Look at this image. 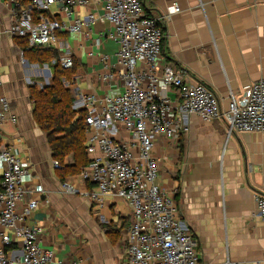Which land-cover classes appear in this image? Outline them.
I'll list each match as a JSON object with an SVG mask.
<instances>
[{"label": "crops", "instance_id": "obj_1", "mask_svg": "<svg viewBox=\"0 0 264 264\" xmlns=\"http://www.w3.org/2000/svg\"><path fill=\"white\" fill-rule=\"evenodd\" d=\"M95 1L96 11L93 5L77 8L79 15L84 17L89 11L99 14L102 0ZM142 3L165 35L161 66L182 71L191 83L206 84L222 110L227 108L230 94L238 95L264 78V0ZM174 5L178 12L162 18L167 8ZM9 22L8 6L0 0V26L6 27ZM108 28V23L102 21L93 25L87 36L69 32L58 35L55 48L60 57H71L84 67L85 72L73 82L82 93L104 95L122 90L118 76L101 80L107 71L104 56L113 73L118 67L116 45L105 36H98ZM19 51L12 37L3 36L0 94L11 102L17 120L0 126L15 129L12 135L0 129V144L8 145L30 163L34 179L28 183L29 190L36 185L43 188L42 192L30 194L39 198V205L29 222L42 226L41 245L52 249L56 259L76 260L79 264H118L125 249L122 236L125 234L126 240L124 228L131 219V210L122 200L110 197L103 206H97L83 195L95 190L91 183L80 182L77 175L60 174L53 167L56 160L46 135L33 122L30 103L25 109L23 100L28 95L25 89L22 92L24 78L32 80L42 74L49 82L51 77L38 64H22ZM38 81L35 82L42 84ZM160 92L170 99L175 97L169 88ZM185 121L188 129L175 138L156 139V183L174 198L204 264H264V218L257 214L254 202L255 193L264 195V132L228 134L222 119L205 122L195 114L187 115ZM117 140L130 138L120 132ZM64 181L72 182L79 191L64 193ZM99 216L103 220L96 222L95 217ZM87 222L91 228H87Z\"/></svg>", "mask_w": 264, "mask_h": 264}, {"label": "built area", "instance_id": "obj_2", "mask_svg": "<svg viewBox=\"0 0 264 264\" xmlns=\"http://www.w3.org/2000/svg\"><path fill=\"white\" fill-rule=\"evenodd\" d=\"M3 1L9 9L10 24L0 26V48L3 36L26 37L33 47H55L61 32L87 36L97 22L108 23L109 28L98 36L116 45L118 67L113 73L104 56L107 71L101 80L118 76L122 90L104 95L82 93L66 82L75 98L73 109L86 111L85 149L90 162L77 179L91 183L95 190L83 195L97 206H103L108 197L116 198L131 210L126 247L118 264H204L174 198L156 183L155 142L159 137L173 139L186 131L185 117L190 114L205 122L222 119L228 134L263 133L264 78L238 95L230 94L227 108L222 110L206 84L191 83L182 71L161 66L165 35L157 19L145 11L142 0H102L99 14L94 12L95 0ZM90 5L95 10L81 17L76 9ZM178 9L168 7L162 18ZM20 62L28 64L21 51ZM59 63L68 69L72 58L61 56ZM47 69L46 64L41 71ZM47 76H52L51 71ZM162 88L173 91L174 99L162 95ZM16 120L11 102L1 93L0 126ZM120 132L130 140H117ZM53 167L60 165L53 161ZM30 168V163L8 145L0 144V264H79L54 258L52 249L41 245L42 226L29 222L39 205V198L30 194L43 191L41 185L29 190L28 183L34 179ZM61 190L68 194L79 191L69 181L61 184ZM254 202L257 214L264 218V195L255 193Z\"/></svg>", "mask_w": 264, "mask_h": 264}, {"label": "trees", "instance_id": "obj_3", "mask_svg": "<svg viewBox=\"0 0 264 264\" xmlns=\"http://www.w3.org/2000/svg\"><path fill=\"white\" fill-rule=\"evenodd\" d=\"M12 38L30 63L49 64L52 76L48 84L33 82L28 86L31 117L46 135L52 157L60 165L59 173L78 175L90 162L85 149L86 111L73 109L75 98L66 82H75L85 72L84 67L72 59V66L64 69L55 47H33L26 37ZM68 158L70 162L65 164Z\"/></svg>", "mask_w": 264, "mask_h": 264}, {"label": "rangeland", "instance_id": "obj_4", "mask_svg": "<svg viewBox=\"0 0 264 264\" xmlns=\"http://www.w3.org/2000/svg\"><path fill=\"white\" fill-rule=\"evenodd\" d=\"M15 43H16V45L18 46V44H17V42H16V40H15ZM20 49V48H19ZM20 52V51H19ZM19 57H20V55H19ZM24 59L27 61V63L28 64H34V63H30L25 57H24ZM45 64H38V66H39V68H43V66H44ZM48 66H49V64H47ZM3 70V69H2ZM35 75V74H34ZM34 78H31L32 80H30V82L28 83V81L24 78V80H22V84H23V86H22V92H23V89H25V92H26V94L28 95V98H25V101L23 100V99H21V100H23V105L24 104H26V105H24V107H25V109H26V106L27 105H29V103H30V109L32 110V108H33V106H32V103H31V101H30V99H29V88H28V86L31 84V83H33V82H35V81H38V80H41L40 82L43 84V85H45L46 84V80H45V78H44V75H42V74H38L37 76H33ZM23 78V77H22ZM35 79H37V80H35ZM39 82V81H38ZM21 86V85H20ZM18 96V94L16 95V97ZM18 98V97H17ZM0 129H2V130H5L6 132H8L9 133V135H12L13 133H14V127L13 126H10V125H5L4 127H2V128H0ZM10 144H15L14 142H11ZM93 215V214H92ZM131 217V216H130ZM128 218H129V216H128ZM130 219V218H129ZM103 220V217H101V216H99V218L97 217H95V221L96 222H100V221H102ZM131 221H129V220H127L126 221V224H125V228H124V230H125V232L127 231V227H128V225H129V223H130ZM186 224V223H185ZM108 225V224H107ZM106 225V226H107ZM86 226H87V228H91V224L89 223V222H87L86 223ZM110 227V226H109ZM108 226H107V228H109ZM105 228V227H104ZM104 230V229H103ZM90 232H91V229H90ZM103 234V233H102ZM97 235H95V237H96ZM122 239H123V246L124 247H126V240H125V234L122 236ZM124 251H125V249H124ZM124 254V253H123ZM123 254H122V256L120 257V259L123 257Z\"/></svg>", "mask_w": 264, "mask_h": 264}, {"label": "water", "instance_id": "obj_5", "mask_svg": "<svg viewBox=\"0 0 264 264\" xmlns=\"http://www.w3.org/2000/svg\"><path fill=\"white\" fill-rule=\"evenodd\" d=\"M45 72H46L47 75L50 74V71L48 69ZM46 84H48V82H46Z\"/></svg>", "mask_w": 264, "mask_h": 264}]
</instances>
